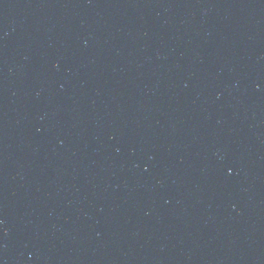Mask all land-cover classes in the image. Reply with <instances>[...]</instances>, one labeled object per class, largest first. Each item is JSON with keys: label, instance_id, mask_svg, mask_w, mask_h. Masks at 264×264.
<instances>
[{"label": "water", "instance_id": "95a60500", "mask_svg": "<svg viewBox=\"0 0 264 264\" xmlns=\"http://www.w3.org/2000/svg\"><path fill=\"white\" fill-rule=\"evenodd\" d=\"M0 264H264V0H0Z\"/></svg>", "mask_w": 264, "mask_h": 264}]
</instances>
